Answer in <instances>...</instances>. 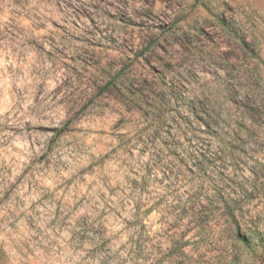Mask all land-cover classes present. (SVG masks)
Wrapping results in <instances>:
<instances>
[{
  "label": "rangeland",
  "instance_id": "rangeland-1",
  "mask_svg": "<svg viewBox=\"0 0 264 264\" xmlns=\"http://www.w3.org/2000/svg\"><path fill=\"white\" fill-rule=\"evenodd\" d=\"M0 264H264V0H0Z\"/></svg>",
  "mask_w": 264,
  "mask_h": 264
}]
</instances>
